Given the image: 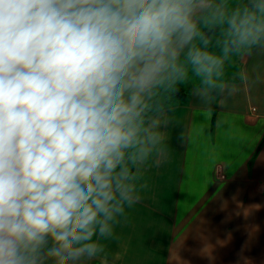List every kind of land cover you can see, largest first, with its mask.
Here are the masks:
<instances>
[{"label":"clouds","instance_id":"1","mask_svg":"<svg viewBox=\"0 0 264 264\" xmlns=\"http://www.w3.org/2000/svg\"><path fill=\"white\" fill-rule=\"evenodd\" d=\"M217 26L219 54L202 30ZM254 48L264 0H0V264L103 254L169 157L148 101L191 83L210 115L235 91L225 61Z\"/></svg>","mask_w":264,"mask_h":264},{"label":"crops","instance_id":"2","mask_svg":"<svg viewBox=\"0 0 264 264\" xmlns=\"http://www.w3.org/2000/svg\"><path fill=\"white\" fill-rule=\"evenodd\" d=\"M213 28L209 50L219 54L223 32ZM223 79L235 91L210 115L191 83L177 86L187 100L161 89L148 101H165L149 116L171 121L169 157L144 172L141 202L90 264H264V52L231 54Z\"/></svg>","mask_w":264,"mask_h":264},{"label":"trees","instance_id":"3","mask_svg":"<svg viewBox=\"0 0 264 264\" xmlns=\"http://www.w3.org/2000/svg\"><path fill=\"white\" fill-rule=\"evenodd\" d=\"M216 28H211L210 30L209 29H204V33L206 36H210L211 32L214 31ZM179 88V91L178 92H171L170 90L167 91L165 93V98H168V99H173V98H178V99H181V100H187L188 99V96H189V93L188 91L184 88V87H178ZM165 101H162V100H158V99H154L153 102H151L150 104V110L148 112V115L151 114V112L155 109H157L158 107H160L161 105L164 104Z\"/></svg>","mask_w":264,"mask_h":264}]
</instances>
